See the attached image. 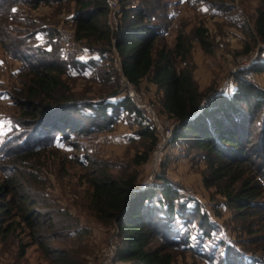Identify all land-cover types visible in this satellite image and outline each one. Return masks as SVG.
Returning <instances> with one entry per match:
<instances>
[{
  "label": "rangeland",
  "instance_id": "obj_1",
  "mask_svg": "<svg viewBox=\"0 0 264 264\" xmlns=\"http://www.w3.org/2000/svg\"><path fill=\"white\" fill-rule=\"evenodd\" d=\"M133 1L136 7L137 1ZM145 1L151 3V13L157 18L154 24L163 28L157 48L165 45L172 50L176 35L184 36L189 53L185 61L173 58V65L190 69L200 92L207 97L229 93L238 76L264 89V45L254 31L263 0ZM13 5L0 0V203L8 205L0 224H10L7 231L0 230V264H53L54 251L65 252L77 264H124L116 260L121 246L117 222L99 218L89 201L88 180L100 170L112 178L133 176L135 189L142 191L151 188L162 175L179 187L182 198L197 201L199 212H204L215 227L210 237H205L194 222H171L163 217L164 228L174 229L181 239H175L179 241L169 249L162 239L156 238L150 244L168 250L173 264H229L234 263L231 257L235 258V253L241 264H264V212L259 217L247 214L249 217L240 220L216 188H206V164L199 159L200 150L172 140L162 149L160 160L154 146L146 162L136 165L132 161L136 153L149 148V141L137 134L139 121L153 129L158 141L162 131L175 122L162 111L161 91L149 79L138 86L128 83L117 54L105 63L88 67L85 77L77 76L74 69L70 71L66 65L75 59H99L98 54L74 40L73 25L67 19L74 11V1L41 2L35 8ZM119 9L120 4L117 11H108L111 28L118 23ZM44 27L54 32L51 38L32 36ZM197 27L206 31L207 50L194 35ZM43 48L50 52L48 59L56 58V63L61 60L58 64L69 71L61 77L63 89L51 97H40L41 105L53 97L57 99L60 93L97 101L117 87L118 98H129L130 107L140 113L116 111L115 122L108 130L85 132L98 123L86 119L82 132L66 141L53 137V129L60 124L58 114L67 118L71 108L55 115L22 117L21 111L34 112L39 106L26 104L27 98L21 95L27 81L23 66L42 59L39 53ZM257 63L258 69L254 70ZM153 114L158 121L151 120ZM19 125L25 127L20 130ZM39 126L42 131L37 135L34 132ZM26 128L31 130V139L26 142L31 146V156L19 163L11 151L27 147L14 140L18 133L19 138L26 137ZM261 198L264 203V189ZM239 251L244 253L239 255Z\"/></svg>",
  "mask_w": 264,
  "mask_h": 264
},
{
  "label": "trees",
  "instance_id": "obj_2",
  "mask_svg": "<svg viewBox=\"0 0 264 264\" xmlns=\"http://www.w3.org/2000/svg\"><path fill=\"white\" fill-rule=\"evenodd\" d=\"M3 1L5 5L10 4V7L15 3H22L35 8L41 2L50 4L52 1L60 3L68 0ZM73 1L74 11L67 19L73 25L74 40L86 46L89 52L98 54L99 59H75L66 65L70 71L74 69L77 76L85 77L84 71L88 67L105 63L114 54L120 56L121 73L129 83L138 86L144 79H149L161 91V109L175 122L173 142L180 141L187 144L189 149L201 151L199 159L206 164L203 185L206 188H216L224 197L225 205L237 212L240 220L249 217L247 214L259 217L264 212V203H261L264 189V89L238 76L235 88L229 93L222 92L207 97L196 87L190 69H176L173 65V58L179 57L185 61L189 53V47L181 33L176 35L172 50L165 45L157 48V38L163 28L154 24L157 18L151 13V3L136 0L138 4L134 7L133 0H119V19L113 29L107 21L109 10L105 0ZM254 31L264 45V0L254 21ZM205 32L204 28L197 27L194 35L200 46L207 50L209 43ZM53 33L44 27L32 32V36H49V39ZM49 53L43 48L39 53L42 59H34L35 62L30 60L23 66L27 81L21 95L24 94L27 98L26 104L39 106L34 108V112L21 111L22 117L55 115L58 111L71 108L67 118L58 114L60 124L53 129V137L66 141L76 136L77 132H82L86 119L98 123L88 127L85 132L108 130L115 122L116 111L140 113L136 108L130 107L129 98H118L117 87L108 96L97 101H91L87 97L71 98L60 93L57 94V99L53 97L41 105L40 97H51L63 89L61 77L69 71L67 67L58 64L61 60L56 63V58L48 59ZM258 64L252 68L257 70ZM139 125L137 134L149 141V148L135 154L132 161L136 165L148 160L149 153L157 142L152 128L142 126L140 121ZM22 127L25 126L19 125L20 130ZM40 128L39 126L34 133L39 135L42 131ZM26 129V137L19 138V133L16 134L15 143L18 141L27 146L31 130ZM11 152L17 162L23 163L30 159L31 146ZM88 185L89 201L94 212L99 218L113 219L118 224L121 237V246L116 255L118 262L173 264V257L168 250L159 246L150 247L156 238L162 239L168 249L176 246L179 240L175 239H181L175 235L178 232L174 229L164 228L166 226L161 224L163 217L171 222L173 219H180L188 224L194 222L200 231H204L205 237H210L215 229L204 212H199L197 201L182 198L179 187L162 175L146 191L135 189L133 176L112 178L102 170L88 180ZM2 192L3 190L0 193ZM7 206V203H0V217H6ZM154 219L157 222L154 223ZM9 226L2 227L0 224V230L7 231ZM243 253L239 251V255ZM234 255L235 258L231 257V260L235 264H241L242 260L236 253ZM53 256V264H77L65 252L54 251ZM232 263L229 261V264Z\"/></svg>",
  "mask_w": 264,
  "mask_h": 264
},
{
  "label": "built area",
  "instance_id": "obj_3",
  "mask_svg": "<svg viewBox=\"0 0 264 264\" xmlns=\"http://www.w3.org/2000/svg\"><path fill=\"white\" fill-rule=\"evenodd\" d=\"M107 6H108L109 14H111L112 12L117 11L118 7H119L118 0H107ZM118 59H120V57H118ZM151 120L154 121V122L158 121V119L154 116V114H153V116H151ZM174 124L172 126H170L169 128H167L165 131H162L159 141H158V138H157V142L155 144V147H156L155 154H156V156H158L159 160L161 159L162 149L164 148L165 145H168L169 142H171L172 139H173Z\"/></svg>",
  "mask_w": 264,
  "mask_h": 264
}]
</instances>
